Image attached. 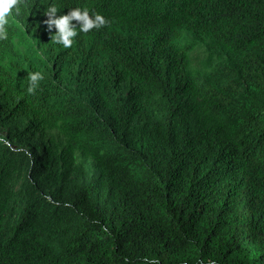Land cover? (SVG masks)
Segmentation results:
<instances>
[{
  "label": "trees",
  "instance_id": "obj_1",
  "mask_svg": "<svg viewBox=\"0 0 264 264\" xmlns=\"http://www.w3.org/2000/svg\"><path fill=\"white\" fill-rule=\"evenodd\" d=\"M53 3L110 24L64 48ZM6 27L0 264H264V0H27Z\"/></svg>",
  "mask_w": 264,
  "mask_h": 264
},
{
  "label": "clouds",
  "instance_id": "obj_2",
  "mask_svg": "<svg viewBox=\"0 0 264 264\" xmlns=\"http://www.w3.org/2000/svg\"><path fill=\"white\" fill-rule=\"evenodd\" d=\"M26 4L27 0H0V40L8 39L6 25H8L9 17L13 15V11L16 16H19L21 6ZM58 12V7L53 3L44 12V15L47 17L44 23L47 25L49 32L55 28L56 33L50 39L56 44L63 45L64 48H71L73 46L74 38L79 34L77 29H79V32L88 33L93 29L99 30L110 24V21L101 14H90L87 7L83 9L79 7L72 8L66 15L58 16ZM74 21L76 22L75 24L73 23ZM77 25H79V28H77ZM43 79L44 77L41 72L29 73L28 80L30 84L28 92L34 94L38 83ZM125 264H127V261H125ZM144 264H159V260L145 258ZM210 264H215V262L212 261Z\"/></svg>",
  "mask_w": 264,
  "mask_h": 264
}]
</instances>
